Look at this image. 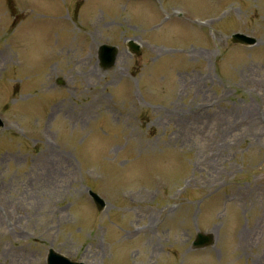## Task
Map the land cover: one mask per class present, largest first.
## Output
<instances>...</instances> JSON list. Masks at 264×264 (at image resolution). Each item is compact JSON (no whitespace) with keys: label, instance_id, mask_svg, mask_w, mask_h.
Wrapping results in <instances>:
<instances>
[{"label":"rangeland","instance_id":"374dc122","mask_svg":"<svg viewBox=\"0 0 264 264\" xmlns=\"http://www.w3.org/2000/svg\"><path fill=\"white\" fill-rule=\"evenodd\" d=\"M76 1L0 0V264H264V0Z\"/></svg>","mask_w":264,"mask_h":264},{"label":"water","instance_id":"95a60500","mask_svg":"<svg viewBox=\"0 0 264 264\" xmlns=\"http://www.w3.org/2000/svg\"><path fill=\"white\" fill-rule=\"evenodd\" d=\"M135 47H137V45L135 44ZM102 49H104L106 51V54L103 52V50H101L102 53V57H103V63L105 64V66H110L115 62V58H116V54H117V48L116 46H107L104 45L102 46ZM2 122L0 121V126H1ZM96 199L98 201V205L101 208L104 204L103 200L98 197V195H95ZM66 257L62 254L57 253L55 250H51L50 253V259H49V264H83V263H79V262H72L68 259H65Z\"/></svg>","mask_w":264,"mask_h":264},{"label":"bare ground","instance_id":"6f19581e","mask_svg":"<svg viewBox=\"0 0 264 264\" xmlns=\"http://www.w3.org/2000/svg\"><path fill=\"white\" fill-rule=\"evenodd\" d=\"M52 146V145H51ZM51 146H48V148H51V149H55L53 146L51 147ZM52 153H56V151H53ZM63 159H65L66 161H67V158H64V157H62Z\"/></svg>","mask_w":264,"mask_h":264}]
</instances>
